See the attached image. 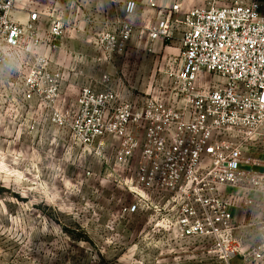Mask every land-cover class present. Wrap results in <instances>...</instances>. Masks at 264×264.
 I'll return each mask as SVG.
<instances>
[{"label": "built area", "instance_id": "1", "mask_svg": "<svg viewBox=\"0 0 264 264\" xmlns=\"http://www.w3.org/2000/svg\"><path fill=\"white\" fill-rule=\"evenodd\" d=\"M15 4L0 0V59L26 68L22 101L43 108L53 124L69 129L77 145L101 158L114 139V163L127 174L125 186L139 199L156 198L164 216H173L181 239L206 241L223 264L238 257L264 264L261 225L263 241L249 251L234 238L238 193L264 195L261 165L245 157L264 139L261 1L208 0L187 10L180 3L165 9L150 4L159 12L142 30L148 52L153 44L167 45L180 36V60H169L165 85L132 99L107 85L101 91L86 86L69 102L61 97L66 78L61 66L52 68L50 57L41 53L61 48L65 23L53 16L42 35L40 15L27 13L26 21L19 20ZM123 14L117 34L106 31L94 39L98 62L126 52L136 3H125ZM108 81L103 76L102 84ZM60 103L65 109L58 111ZM141 209L140 200L125 211Z\"/></svg>", "mask_w": 264, "mask_h": 264}, {"label": "rangeland", "instance_id": "2", "mask_svg": "<svg viewBox=\"0 0 264 264\" xmlns=\"http://www.w3.org/2000/svg\"><path fill=\"white\" fill-rule=\"evenodd\" d=\"M128 1L136 3L137 16L126 52L98 62L94 39L102 32L118 33ZM207 2L16 0L15 9L40 11L42 35L50 19L58 17L65 23L66 49L83 54L75 66L69 51L60 60L64 78L76 75L72 86L61 89L62 100L69 102L86 86L101 91L107 85L130 99L165 85L162 74L169 60H180V36L148 53L142 26L152 24L159 11L145 12L152 3L159 9L180 3L187 10ZM12 63L0 59V264H223L206 241L177 236L173 216H164L156 198L139 199L125 186L127 174L114 163V139L101 158L77 145L69 129L53 124L43 108L24 103L26 68ZM103 76L109 78L105 84ZM64 109L60 103L58 111ZM245 157L264 173V139L255 141ZM238 194L234 238L249 251L263 241L258 229L264 222V195ZM140 200L138 213L125 211Z\"/></svg>", "mask_w": 264, "mask_h": 264}, {"label": "crops", "instance_id": "3", "mask_svg": "<svg viewBox=\"0 0 264 264\" xmlns=\"http://www.w3.org/2000/svg\"><path fill=\"white\" fill-rule=\"evenodd\" d=\"M261 1V14L264 16V0H260ZM24 7L25 6H27V4H24L23 5ZM38 11V10H37ZM18 12L20 13L17 17L19 18V20H22V21H26V19H27V11H25V10H18ZM40 11H38L37 13L40 15V22H41V28H42V26H43V20H42V14L41 13H39ZM22 14V15H21ZM153 15L152 14V10L150 9L149 11H147V12H145V15ZM150 23L149 22H145L144 21V24H143V29H144V27H146L147 25H149ZM140 40H141V43L139 44L138 43V45L139 46H141V44L144 42L143 41V38H140ZM60 45H61V48L59 49V50H56V51H52V52H50V51H48L47 49H42L41 50V53H44V54H46V55H50V58H51V60H52V62L56 65H60V66H62V62H60V60H62L66 55H65V51H69V53L67 54V55H69L70 56V58L72 59V61L74 62V66H75V64L77 63V62H79V61H83L84 59V57H83V54H81V53H79V52H75V51H73V50H69V49H66V45H65V41L62 39L61 41H60ZM145 45V44H144ZM158 45H160V46H162L163 44L162 43H160V42H157V43H155V44H153L152 46H151V50H152V52L151 53H153L155 50L153 49V47H156V46H158ZM145 48L144 49H149L150 48V46H148V44H147V41H146V46H144ZM148 49H147V52H148ZM149 53V52H148ZM60 58V59H59ZM115 58V57H114ZM73 72L75 71V70H72ZM75 74H73L72 76H71V78L70 79H67V78H65L64 80H63V83H62V86H61V89L62 88H65V85L66 84H69V86H72L71 84L73 83V81H75ZM98 91V90H97ZM120 95L122 96V97H124V94H122V92L120 93ZM135 96H132V98H134ZM124 98H126V99H128V96L126 97H124ZM132 98H130V99H132ZM234 194V193H233ZM263 228H264V222H260L259 223ZM259 225V226H260ZM248 226H250V225H248ZM258 231H259V229H258ZM249 258V257H248ZM246 260H247V258H246ZM246 260H240L239 258H234L233 260H232V264H246Z\"/></svg>", "mask_w": 264, "mask_h": 264}]
</instances>
